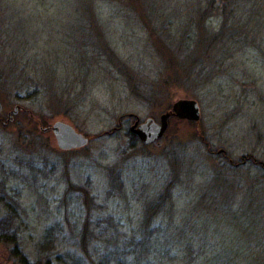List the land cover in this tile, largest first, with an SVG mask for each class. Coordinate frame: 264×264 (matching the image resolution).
<instances>
[{
	"label": "rangeland",
	"instance_id": "obj_1",
	"mask_svg": "<svg viewBox=\"0 0 264 264\" xmlns=\"http://www.w3.org/2000/svg\"><path fill=\"white\" fill-rule=\"evenodd\" d=\"M181 99L197 123L129 133ZM19 254L264 264V0H0V264Z\"/></svg>",
	"mask_w": 264,
	"mask_h": 264
},
{
	"label": "water",
	"instance_id": "obj_2",
	"mask_svg": "<svg viewBox=\"0 0 264 264\" xmlns=\"http://www.w3.org/2000/svg\"><path fill=\"white\" fill-rule=\"evenodd\" d=\"M16 112L17 109L14 108L12 114ZM170 118L197 123L200 119L199 107L194 100L181 99L175 101L169 111L159 116L158 122L150 119L145 120L143 123L135 121L129 129V133L135 136L141 145H150L164 136ZM42 131L52 133L56 146L61 151L80 149L88 143L87 137L76 132L70 125L62 121H57Z\"/></svg>",
	"mask_w": 264,
	"mask_h": 264
},
{
	"label": "trees",
	"instance_id": "obj_3",
	"mask_svg": "<svg viewBox=\"0 0 264 264\" xmlns=\"http://www.w3.org/2000/svg\"><path fill=\"white\" fill-rule=\"evenodd\" d=\"M211 2V1H210ZM213 6H216V5H208V7H210V8H213ZM227 6H229V4L227 5ZM217 7V6H216ZM223 7H225L226 8V6H222V5H219L218 6V8L219 9H222ZM224 9V8H223ZM170 109H168L167 111H169ZM167 111H165V112H167ZM37 124V123H36ZM38 125H40V126H38V127H44L42 124H40V123H38ZM116 131V129H113L111 132L113 133V132H115ZM134 137V136H133ZM135 139H136V137H134ZM18 260H19V264H28L27 262H26V260H25V257L23 256V255H21V254H19L18 255ZM43 264H51L48 260L47 261H45Z\"/></svg>",
	"mask_w": 264,
	"mask_h": 264
}]
</instances>
